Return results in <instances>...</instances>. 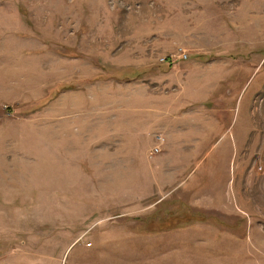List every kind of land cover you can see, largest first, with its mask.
<instances>
[{
  "label": "rangeland",
  "instance_id": "374dc122",
  "mask_svg": "<svg viewBox=\"0 0 264 264\" xmlns=\"http://www.w3.org/2000/svg\"><path fill=\"white\" fill-rule=\"evenodd\" d=\"M0 264H264V0H0Z\"/></svg>",
  "mask_w": 264,
  "mask_h": 264
},
{
  "label": "built area",
  "instance_id": "2783aa9c",
  "mask_svg": "<svg viewBox=\"0 0 264 264\" xmlns=\"http://www.w3.org/2000/svg\"><path fill=\"white\" fill-rule=\"evenodd\" d=\"M156 141H157L159 144H161V143H162V139H161V137H156ZM154 151H155V152H158L159 149H158V148H155Z\"/></svg>",
  "mask_w": 264,
  "mask_h": 264
},
{
  "label": "crops",
  "instance_id": "0c3cea01",
  "mask_svg": "<svg viewBox=\"0 0 264 264\" xmlns=\"http://www.w3.org/2000/svg\"><path fill=\"white\" fill-rule=\"evenodd\" d=\"M157 137H158V136H157ZM173 182H175V180H174ZM179 183H183V182H179ZM179 183H178V184H179Z\"/></svg>",
  "mask_w": 264,
  "mask_h": 264
}]
</instances>
